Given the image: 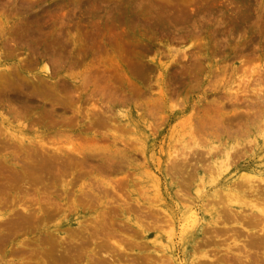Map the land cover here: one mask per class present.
I'll list each match as a JSON object with an SVG mask.
<instances>
[{
	"label": "rangeland",
	"instance_id": "obj_1",
	"mask_svg": "<svg viewBox=\"0 0 264 264\" xmlns=\"http://www.w3.org/2000/svg\"><path fill=\"white\" fill-rule=\"evenodd\" d=\"M252 200L264 0H0V264H264Z\"/></svg>",
	"mask_w": 264,
	"mask_h": 264
},
{
	"label": "bare ground",
	"instance_id": "obj_2",
	"mask_svg": "<svg viewBox=\"0 0 264 264\" xmlns=\"http://www.w3.org/2000/svg\"><path fill=\"white\" fill-rule=\"evenodd\" d=\"M21 84V83H20ZM10 85V84H9ZM23 85V84H22ZM18 87V86H17ZM24 88V87H23ZM25 88H27V87H25ZM29 98V97H28ZM21 104H23V103H21ZM21 107V106H20ZM204 123V122H203ZM251 123V122H250ZM218 125V124H217ZM219 126V125H218ZM243 126V125H242ZM245 128V127H244ZM247 129V128H246ZM226 130V129H225ZM228 132V131H227ZM244 132V131H243ZM176 155V154H175ZM179 155H180V153H179ZM227 155V154H226ZM175 159V158H174ZM185 160V159H184ZM62 161V160H61ZM39 162V161H38ZM37 162V163H38ZM40 162H42V160L40 161ZM44 162V161H43ZM180 162V161H179ZM186 162H187V160H186ZM46 163V162H45ZM169 163H170V161H169ZM172 163V162H171ZM174 163V162H173ZM176 163V162H175ZM43 164V163H42ZM47 164H48V162H47ZM62 164V163H61ZM44 165V164H43ZM46 165V164H45ZM38 166H39V164H38ZM42 166V165H41ZM49 166V165H48ZM43 167H45V166H43ZM172 167H173V165H172ZM39 168H40V166H39ZM47 169H48V167H47ZM50 169V168H49ZM39 170H41L42 171V169H39ZM45 171V170H44ZM43 172V171H42ZM191 176V175H190ZM188 177V176H187ZM184 179V178H183ZM185 180V179H184ZM245 180L247 181L248 180V177H247V179L245 178ZM254 180V179H253ZM258 180V178L255 180V181H257ZM244 181V180H243ZM250 181H252V179H250ZM259 181H262V179H261V177L259 178ZM258 181V182H259ZM239 182V181H238ZM242 181H240V183H241ZM247 182H249V181H247ZM247 182H244V183H247ZM257 182V183H258ZM243 183V182H242ZM260 183V182H259ZM233 185V184H232ZM245 185V184H244ZM247 185V184H246ZM249 185V187L248 188H246V189H242L241 191H240V188H239V191H237L236 192V188L234 187L232 190H229V191H226L223 195H224V198L226 199V205L227 206H230V207H236V208H238V209H241L242 208V206L241 205H239V204H236L234 201H232V200H234L235 198H233V197H236L237 196V198H238V193L239 192H242V194L246 191V190H249V191H251V192H253V191H255L256 190V186L254 187V184H248ZM258 185H260V184H258ZM238 187V186H237ZM241 187V186H240ZM230 188V187H229ZM220 191V190H219ZM221 192V191H220ZM250 193V192H249ZM258 193V192H257ZM222 194V193H221ZM235 200H237V199H235ZM244 201H246L245 199H243ZM242 200V201H243ZM255 200V199H254ZM221 202H222V200H220ZM223 201H225V200H223ZM251 201V200H250ZM257 202V203H256ZM259 203V201L257 200V201H253L252 200V202H249V206H250V208L251 209H254V210H256L257 212H259V213H264V208H262V207H264V206H262V207H259L257 204ZM260 204V203H259ZM263 204V203H262ZM223 205H224V202H223ZM222 205V206H223ZM226 206V207H227ZM224 207V206H223ZM227 209V208H226ZM224 210V209H223ZM243 212V211H242ZM242 212H240V213H242ZM246 212V211H245ZM225 213H226V211H225ZM228 213V212H227ZM194 214V213H193ZM224 214V213H223ZM222 214V215H223ZM231 215V214H230ZM249 215V214H248ZM254 215V214H253ZM242 216V215H241ZM250 216V215H249ZM190 217V216H189ZM233 217V216H232ZM239 217V216H238ZM246 217V216H245ZM251 217V216H250ZM200 218V217H199ZM213 218V220L215 221V218L214 217H212ZM227 218V217H226ZM197 219V218H196ZM218 219V218H217ZM216 219V220H217ZM247 219H249L248 217H247ZM198 220V219H197ZM196 220V221H197ZM236 220V219H235ZM261 220H262V218H261ZM260 220V221H261ZM168 221V220H167ZM222 222V221H221ZM227 222V221H226ZM236 222H238L237 220H236ZM170 223V222H169ZM240 223V222H239ZM251 223H252V221H251ZM259 223V222H258ZM217 224V223H216ZM242 224H243V222H242ZM246 224H248V223H246ZM263 224V223H262ZM243 226V225H242ZM254 226V225H253ZM262 227V226H261ZM263 228H264V226H263ZM236 231H238V230H236ZM213 232V231H212ZM72 233V232H71ZM215 233V232H214ZM219 233V232H218ZM264 234V233H263ZM82 235V234H81ZM248 235V234H247ZM246 235V236H247ZM236 236V235H235ZM260 236V235H259ZM81 237V236H80ZM79 237V238H80ZM83 237V236H82ZM76 238H78L77 237V235H76ZM85 238V237H84ZM75 240V239H74ZM83 240V239H82ZM255 240V239H254ZM76 241V240H75ZM251 241V240H250ZM198 243V242H197ZM252 244V243H251ZM244 245V244H243ZM116 246V245H115ZM120 246V245H119ZM251 246V245H250ZM117 247V246H116ZM205 247V246H204ZM243 247V246H242ZM119 248V247H118ZM72 249V248H71ZM115 249V248H114ZM252 249V248H251ZM241 250V249H240ZM253 250H255V249H253ZM112 253V252H111ZM241 253V252H240ZM251 254V253H250ZM257 254V253H256ZM112 256V255H111ZM199 256V255H198ZM201 257H206V256H209V255H206V254H201L200 255ZM247 256V255H246ZM242 257V256H241ZM256 257V256H255ZM262 257V256H261ZM248 258V257H247ZM240 259V258H239ZM258 259V258H257ZM231 260V259H230ZM229 260V261H230ZM237 260V259H236ZM53 261V260H52ZM205 261V260H204ZM232 264V263H231ZM241 264V263H240ZM251 264V263H250Z\"/></svg>",
	"mask_w": 264,
	"mask_h": 264
}]
</instances>
